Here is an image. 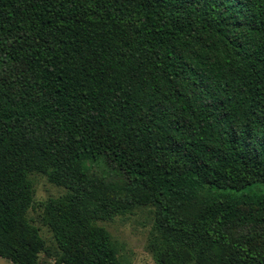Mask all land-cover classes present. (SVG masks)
<instances>
[{"label": "trees", "instance_id": "trees-1", "mask_svg": "<svg viewBox=\"0 0 264 264\" xmlns=\"http://www.w3.org/2000/svg\"><path fill=\"white\" fill-rule=\"evenodd\" d=\"M121 264L111 220L155 209L157 264H264V0H0V259Z\"/></svg>", "mask_w": 264, "mask_h": 264}, {"label": "rangeland", "instance_id": "rangeland-1", "mask_svg": "<svg viewBox=\"0 0 264 264\" xmlns=\"http://www.w3.org/2000/svg\"><path fill=\"white\" fill-rule=\"evenodd\" d=\"M35 195L29 217L45 238L48 250L40 255L39 264H55L60 253L56 240L42 222L44 203L50 198L59 197L67 191L64 187L53 184L46 175L33 174ZM250 188L264 191L263 184H254ZM105 226L115 243L121 264H157L153 254L156 237L155 209L152 206H140L130 212L118 215L111 220L100 221ZM0 264H13L1 258Z\"/></svg>", "mask_w": 264, "mask_h": 264}]
</instances>
